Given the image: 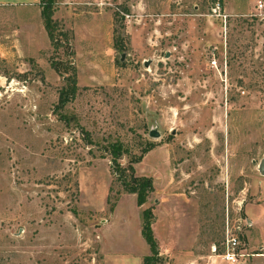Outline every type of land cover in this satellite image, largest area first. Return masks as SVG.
Here are the masks:
<instances>
[{"label": "rangeland", "instance_id": "obj_1", "mask_svg": "<svg viewBox=\"0 0 264 264\" xmlns=\"http://www.w3.org/2000/svg\"><path fill=\"white\" fill-rule=\"evenodd\" d=\"M34 1L0 0V264H138L141 211L153 207L164 252L169 195L194 208L189 252L204 257L188 264L229 263L228 231L234 264H264V8L54 0L68 37L56 31L54 49ZM71 66L76 93L59 108ZM148 143L159 157L134 167L159 190L137 206L113 181L109 150L119 146L125 166ZM173 213L189 244L190 218Z\"/></svg>", "mask_w": 264, "mask_h": 264}, {"label": "trees", "instance_id": "obj_2", "mask_svg": "<svg viewBox=\"0 0 264 264\" xmlns=\"http://www.w3.org/2000/svg\"><path fill=\"white\" fill-rule=\"evenodd\" d=\"M54 0H39L41 6V16L44 21V27L47 31L48 38L51 45L55 49L58 46L57 40H55V32L58 31L59 35H62L68 40L65 32L62 30H57L56 21L53 19V6ZM65 39V40H66ZM51 67L55 70H59L54 62H51ZM72 73L69 75V88H61L59 90V99L57 107L62 108L69 100H71L76 93L77 85L75 80L74 67L71 66ZM154 145L148 143L141 153L134 156L129 164L121 165L118 162L122 151L119 146H112L109 150L111 156L110 172L113 174V181L117 182L122 191L126 193H132L136 196V204L142 206L148 196L154 191L153 180L150 176L137 175L135 171L134 164L138 163L143 155L147 153ZM111 191V187H110ZM155 219V214L153 212V207L143 208L141 211V234L150 248V254L145 255L142 258L141 264H161L162 256L159 255L158 242L153 233L152 223Z\"/></svg>", "mask_w": 264, "mask_h": 264}, {"label": "crops", "instance_id": "obj_3", "mask_svg": "<svg viewBox=\"0 0 264 264\" xmlns=\"http://www.w3.org/2000/svg\"><path fill=\"white\" fill-rule=\"evenodd\" d=\"M39 0L34 1L33 3H38ZM21 3V2H18ZM15 4V2H14ZM154 146L148 151L147 155H152V157H159L158 154L155 153V151L157 150V148L153 149ZM159 160V159H158ZM153 180V179H152ZM153 186H154V190H159L157 189V187H155V183H157L155 180L153 181ZM158 184V183H157ZM132 194V193H130ZM172 194V192H171ZM135 195V194H134ZM168 207L165 208V226H166V242H165V249L164 252L162 250H159V255H165V257H168L170 262L165 263V264H178V263H184V264H188V263H194L197 262L199 263L201 257H204V255L201 254H192L190 255V248L193 244H195L196 242V238H195V228H196V217H195V213H194V208H192V206L190 207V203L188 201V199H179L177 200V198L174 195H169L168 196ZM135 202H136V196H135ZM138 206V205H137ZM174 208L176 209H180V213L184 216H188L192 222V228H191V232H192V240L189 242V244L182 242V238H180L179 234L176 233L175 228L177 227L176 225L178 224V222L176 223L175 221H173V218H175L176 216L174 215ZM188 208V210L186 209ZM161 215L162 212L160 211ZM152 229H153V233L155 235V237L159 236L155 233V228L152 225ZM146 242V241H145ZM148 245V244H147ZM146 252V251H145ZM189 252V253H188ZM150 254V248L148 246V251L146 253H143L140 255V257L142 256V258L145 255H149ZM139 256V254H138ZM139 258V262L138 264H141V259ZM162 264V263H161ZM227 264H232V263H227Z\"/></svg>", "mask_w": 264, "mask_h": 264}, {"label": "built area", "instance_id": "obj_4", "mask_svg": "<svg viewBox=\"0 0 264 264\" xmlns=\"http://www.w3.org/2000/svg\"><path fill=\"white\" fill-rule=\"evenodd\" d=\"M257 10H262L264 8V3L262 0H257L256 3ZM210 65L213 67H217V59L212 57L210 60ZM222 247L223 252L220 254L227 262H230L232 264L236 263L238 261V256H242V254H239L236 251V248L239 244L237 236H234L232 233L228 231L225 234L224 240H222ZM212 250L215 252L216 248L213 246Z\"/></svg>", "mask_w": 264, "mask_h": 264}, {"label": "water", "instance_id": "obj_5", "mask_svg": "<svg viewBox=\"0 0 264 264\" xmlns=\"http://www.w3.org/2000/svg\"><path fill=\"white\" fill-rule=\"evenodd\" d=\"M121 58H123V54L121 56ZM148 63L146 62L145 65H147ZM149 135L151 137H158L160 135V132L157 130L156 127L154 128H151L149 130ZM257 169H258V172L264 176V153H263V156L260 158L259 162H258V165H257Z\"/></svg>", "mask_w": 264, "mask_h": 264}]
</instances>
